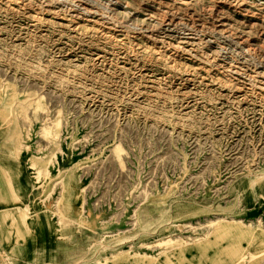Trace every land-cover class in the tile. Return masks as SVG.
Masks as SVG:
<instances>
[{
	"label": "rangeland",
	"instance_id": "obj_1",
	"mask_svg": "<svg viewBox=\"0 0 264 264\" xmlns=\"http://www.w3.org/2000/svg\"><path fill=\"white\" fill-rule=\"evenodd\" d=\"M11 206L0 264H264V0H0Z\"/></svg>",
	"mask_w": 264,
	"mask_h": 264
},
{
	"label": "crops",
	"instance_id": "obj_2",
	"mask_svg": "<svg viewBox=\"0 0 264 264\" xmlns=\"http://www.w3.org/2000/svg\"><path fill=\"white\" fill-rule=\"evenodd\" d=\"M25 162H22L21 164H20V166L21 167H25V166H27L26 165V163L24 164ZM21 169H23V168H21ZM17 211H25L24 210V208H22V207H19V206H14V207H7V208H3V209H1L0 208V213H3V214H5V216L6 217H14L15 216V214H16V212ZM27 217H29V216H27L26 214H24L23 215V219H24V221H26V218ZM80 218H81V215H80ZM29 220V219H28ZM0 221H1V215H0ZM98 232V231H97ZM95 233V232H94ZM97 233H95V235H96ZM42 236H43V233H42ZM2 246L3 247H6L7 246V242H6V240H4L3 239V243H2ZM23 249H24V247H22ZM2 251H4V249L2 250ZM3 254L1 253V250H0V256H2Z\"/></svg>",
	"mask_w": 264,
	"mask_h": 264
}]
</instances>
